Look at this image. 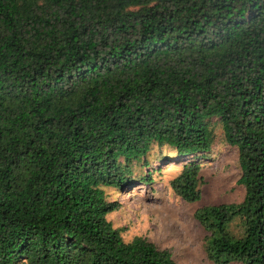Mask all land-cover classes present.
<instances>
[{
    "label": "trees",
    "instance_id": "1",
    "mask_svg": "<svg viewBox=\"0 0 264 264\" xmlns=\"http://www.w3.org/2000/svg\"><path fill=\"white\" fill-rule=\"evenodd\" d=\"M215 123L244 196L195 209L203 251L264 264V0H0V264H177L123 239L104 188L153 144L207 152ZM200 169L176 196L201 199Z\"/></svg>",
    "mask_w": 264,
    "mask_h": 264
},
{
    "label": "rangeland",
    "instance_id": "2",
    "mask_svg": "<svg viewBox=\"0 0 264 264\" xmlns=\"http://www.w3.org/2000/svg\"><path fill=\"white\" fill-rule=\"evenodd\" d=\"M214 133L207 152L185 157H178L166 145L153 144L144 160L132 163L136 180L131 186L104 188L107 200L119 204L106 218L121 230L125 241L144 236L159 248L169 249L177 264H212L202 248L205 232L193 212L202 205L238 202L244 196V187L237 181V149L224 141L219 123H215ZM191 161L200 164L203 184L201 199L186 202L174 194L169 182ZM147 173L150 180L145 182L140 177Z\"/></svg>",
    "mask_w": 264,
    "mask_h": 264
}]
</instances>
